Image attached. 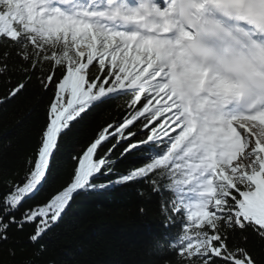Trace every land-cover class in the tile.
<instances>
[{
  "label": "snow or ice",
  "instance_id": "1",
  "mask_svg": "<svg viewBox=\"0 0 264 264\" xmlns=\"http://www.w3.org/2000/svg\"><path fill=\"white\" fill-rule=\"evenodd\" d=\"M0 46V77H25L7 98L33 76L52 92L23 175L0 177V251L14 259L10 230L32 226L39 256L75 195L143 182L159 197L163 264H264V0H0ZM120 98L123 119L97 129L68 180L21 211L74 125ZM121 145L139 166L96 183Z\"/></svg>",
  "mask_w": 264,
  "mask_h": 264
},
{
  "label": "trees",
  "instance_id": "2",
  "mask_svg": "<svg viewBox=\"0 0 264 264\" xmlns=\"http://www.w3.org/2000/svg\"><path fill=\"white\" fill-rule=\"evenodd\" d=\"M17 60L13 55L9 63ZM10 75L11 85L5 77H0V177L18 180L23 175L26 158L36 145L52 92L44 91L33 76L19 95L9 99V87L25 79L22 74ZM123 102L124 98H120L101 105L74 125L61 141L58 159L44 189L26 201L21 211L43 202L46 193L57 190L68 180L73 166L71 155L78 153L97 129L123 119L126 115ZM122 148L123 145L113 156L117 161L113 175H101L96 183L115 180L116 173H126L139 166V154L121 158ZM141 191L143 196L139 194ZM158 201L159 197L143 182L81 192L70 202L59 223L40 241L45 246L41 255H35L38 245L27 241L32 226H25L23 231H15L13 227L9 233V244L16 249V257L10 258L6 250L0 251V257L5 264H23L28 259L33 264H163V254L153 247L163 219L158 213ZM141 208L143 213L139 211Z\"/></svg>",
  "mask_w": 264,
  "mask_h": 264
}]
</instances>
